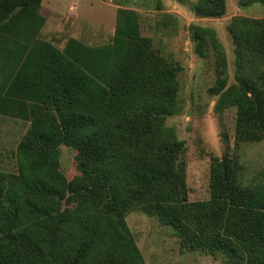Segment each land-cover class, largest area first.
Segmentation results:
<instances>
[{"label": "trees", "instance_id": "trees-1", "mask_svg": "<svg viewBox=\"0 0 264 264\" xmlns=\"http://www.w3.org/2000/svg\"><path fill=\"white\" fill-rule=\"evenodd\" d=\"M42 1L0 0V132L4 119L26 125L14 148L0 147V264H146L126 223L136 210L181 254L264 264V175L245 184L241 161L244 144L264 142V17L226 25L231 84L215 30L188 27L194 54L213 61L214 111L234 117L233 140L223 133L210 159L208 198L192 202L184 141L166 125L180 113L179 63L141 35L131 9L117 11L108 43L60 48L41 38ZM182 1L197 21L226 15V0ZM254 4L264 0H238Z\"/></svg>", "mask_w": 264, "mask_h": 264}, {"label": "rangeland", "instance_id": "rangeland-1", "mask_svg": "<svg viewBox=\"0 0 264 264\" xmlns=\"http://www.w3.org/2000/svg\"><path fill=\"white\" fill-rule=\"evenodd\" d=\"M195 4L197 0H184ZM41 15L45 25L43 40L63 47L68 38L90 45H104L111 40L120 9L134 10L139 19L141 35L151 39L165 56L178 62L182 68L179 79L180 113L166 120L178 139L186 147V183L190 201L208 198V172L212 156L223 152V133L232 139L233 112L218 115L214 111L215 98L207 89L213 85V61L194 54L188 27L191 23L215 30L227 56L229 84L233 82V43L226 25L234 16L264 17V5L240 8L238 0H226V15L221 20H195L181 0H43ZM58 42V43H56ZM26 125L11 119L2 120L0 147L12 149L20 140ZM5 151V150H3ZM72 153L61 154V169L71 170ZM244 165L243 182L257 181L264 175V142L244 144L241 148ZM126 223L140 249L146 264H221L199 252L180 253L176 239L168 228L161 227L140 211H134Z\"/></svg>", "mask_w": 264, "mask_h": 264}, {"label": "crops", "instance_id": "crops-1", "mask_svg": "<svg viewBox=\"0 0 264 264\" xmlns=\"http://www.w3.org/2000/svg\"><path fill=\"white\" fill-rule=\"evenodd\" d=\"M42 7V6H41ZM40 13H41V10H40Z\"/></svg>", "mask_w": 264, "mask_h": 264}]
</instances>
